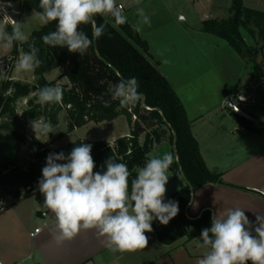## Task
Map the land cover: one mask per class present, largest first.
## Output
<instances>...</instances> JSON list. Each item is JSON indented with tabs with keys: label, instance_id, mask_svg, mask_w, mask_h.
<instances>
[{
	"label": "trees",
	"instance_id": "16d2710c",
	"mask_svg": "<svg viewBox=\"0 0 264 264\" xmlns=\"http://www.w3.org/2000/svg\"><path fill=\"white\" fill-rule=\"evenodd\" d=\"M1 1L17 2L26 11H42L39 0ZM229 13L227 18L205 19L202 31L225 40L247 60H253L256 53L253 51L254 47L259 51L264 47V11L247 7L242 0H233ZM104 19L97 16V24L103 23ZM55 28V22L44 24L32 32L27 42L21 44L23 53L30 50V45L39 49L37 55L41 65L34 71L36 83L31 85L13 79L0 82V118L16 119L18 100L35 93L36 98L30 99L29 107L24 110V114L31 120L43 119L54 127L65 112L68 131H73L90 122L100 123L125 116L131 132L129 136L117 138L113 144L106 140L78 139L65 147L49 148L34 136L27 137L14 131L15 138L26 145L31 155L28 161L21 164L0 165V210L5 196L17 199L28 188H39L42 168L46 166V157L51 153L63 152L67 156L73 147L90 144L96 165L94 171H106L105 161L111 156L115 162L127 165L131 181L135 178L137 169L145 164L151 149L150 140L159 144L168 133L179 157L178 162H174L170 168L177 174L182 173L187 185L165 198V202H178V214L167 225L154 220L152 227L164 245H173L182 238L191 240L201 235L204 228L211 226V212L205 210L200 217L191 219L187 216L186 209L193 193L207 183L222 182L221 174L212 172L207 167L198 141L192 133V122L184 104L161 72L159 61L150 54L147 40L134 30L128 19L124 25H115L114 20L108 18L104 33L92 40L84 55H79L70 53L66 47H52L43 42L42 37ZM80 30L92 38L91 25H81ZM243 31L254 39L255 45L247 43ZM17 56L18 49L15 50V57ZM54 67H59L61 74L57 81H49L45 74ZM253 74L264 76V62L254 63ZM131 77L138 81V91L140 95H144V99L141 98L134 107H121L119 100L111 98L110 87L121 78L127 80ZM44 86H60L63 89L62 102L41 104L37 93ZM236 91L237 89L234 94ZM105 101L109 102L107 107ZM241 121L247 126L252 125L244 118ZM143 134L146 136L144 143L141 142ZM64 162L66 161H60Z\"/></svg>",
	"mask_w": 264,
	"mask_h": 264
},
{
	"label": "clouds",
	"instance_id": "9594fccd",
	"mask_svg": "<svg viewBox=\"0 0 264 264\" xmlns=\"http://www.w3.org/2000/svg\"><path fill=\"white\" fill-rule=\"evenodd\" d=\"M39 8L42 11L35 15L43 23H56L55 30L42 37L43 42L52 47H66L70 53L79 55H84L92 40L104 33L108 18L115 25L127 23L124 5L117 0H39ZM136 14L139 19L133 27L139 32L151 21L143 8H137ZM97 16L105 18L104 22L98 25ZM23 23L14 21L10 33L0 26V46L8 49L14 42H27L29 37L23 31ZM81 25H91L92 38L80 30ZM38 52V48L30 45V50L16 61L15 70L34 72L41 65ZM3 71L0 67V72ZM138 88L135 77L121 78L110 87L111 98L119 100L121 107H134L141 100ZM37 96L41 104H59L63 89L44 86ZM108 104L105 101L106 107ZM30 123L36 135L48 137L53 132L50 122L35 119ZM91 151L92 145L79 144L67 156L60 152L46 157L38 187L44 207L56 220L54 239L62 243L72 240L81 230H95L113 252L146 248L145 233L153 231L152 222L158 220L167 225L179 212L178 202H165L168 172L179 157L171 152L162 156L149 153L144 166L129 181L131 173L127 165L115 162L111 156L105 161L106 171H94ZM199 239L202 243L198 246L207 251L197 264H264V215L257 214L253 224L243 208H228L212 215L211 226L201 231Z\"/></svg>",
	"mask_w": 264,
	"mask_h": 264
},
{
	"label": "crops",
	"instance_id": "0c3cea01",
	"mask_svg": "<svg viewBox=\"0 0 264 264\" xmlns=\"http://www.w3.org/2000/svg\"><path fill=\"white\" fill-rule=\"evenodd\" d=\"M205 1L210 8L215 6L219 9L222 7L219 0ZM232 1L224 0L223 5L230 9ZM242 1L247 7L264 11V0ZM127 19L133 26L130 19ZM171 23H165L163 27L155 29L154 32L163 31L166 33L164 31L168 29L170 32L171 26L177 31L183 30V28H179L180 20H174ZM183 31L185 32V30ZM138 33L147 40L150 54L159 59L161 72L167 77L183 102L188 118L192 122V133L198 141L201 155L207 167L212 172L221 174L222 182L207 183L193 193L186 209L187 216L195 219L200 217L205 210H209L213 215L218 212L222 213L228 208L240 207L244 209L245 215L254 224L257 214L264 215V126L258 127L251 121L252 125L247 126L241 121L242 117L226 107L225 103L231 96H234L237 104L239 95L249 97L251 100L256 92L255 89L258 90L264 84V76L261 77V80H257L259 75L252 73L243 82L244 86L239 84L229 86L219 76L217 69L210 67L208 72H211V75L207 76L206 70L204 79L201 78L203 74H200L203 71L182 78L179 72L163 63L166 60L163 51L156 48L154 51L148 38H145L140 31ZM245 34L247 32L243 31V35ZM190 37L192 38V36ZM173 42H170L171 46L178 48ZM262 51H264V47ZM212 85L216 88L214 95L211 90ZM187 86L192 89H185ZM243 88L252 89V92L245 95L242 91ZM236 89L237 93L234 94ZM256 93L258 96L262 94L261 109L258 116H253L264 120V90H258ZM251 101V104L255 103L254 99ZM21 116L16 119H0V136L7 135L10 143L17 145L20 151V157L7 158L6 161L0 159V165L5 163L21 164L26 159L28 153L26 145L19 142L13 134L18 130L10 129L8 126L5 132L3 127L10 121L22 119ZM28 117L25 116L24 119H27L31 125ZM125 121L128 126L122 133L113 135L109 139L100 138V140H106L113 144L117 138L129 136L131 126L126 117ZM50 134L51 132L48 137L39 133L36 135L31 126V131L25 135L27 137L34 136L47 144L53 138ZM81 140L95 141L99 139ZM145 140L146 136L143 134L141 142L144 143ZM149 144L151 146L149 153L153 156H162L165 152H171L177 156L175 145L170 141L168 133L163 136L159 144L153 139ZM168 175L170 177L166 185L165 198L187 185V180L182 173L177 174L170 168ZM176 175H179L180 178ZM43 201L42 195H35L33 192H26L17 199H12L10 196L5 197L4 205L0 210V261L5 264H197L198 259L202 258L207 251L198 246L202 243L199 239L200 235L191 240L182 238L173 245H164L159 241L153 227L152 232L145 233L148 236L147 247L135 251H111L106 246L105 238L99 237L95 230H81L72 240L57 243L54 239L56 220L50 210H45ZM36 228H39L40 231L32 236L31 233H34Z\"/></svg>",
	"mask_w": 264,
	"mask_h": 264
},
{
	"label": "rangeland",
	"instance_id": "374dc122",
	"mask_svg": "<svg viewBox=\"0 0 264 264\" xmlns=\"http://www.w3.org/2000/svg\"><path fill=\"white\" fill-rule=\"evenodd\" d=\"M124 5V14L135 25L139 17L136 14L137 8H143L145 13L150 18V25H144L140 33L151 42L152 47L163 51V55L166 60L169 61L166 65H169L173 70L179 72L181 77H190L195 73L203 74L201 78L205 77V71L207 70V76L211 75L208 72L210 67L216 68L217 73L222 77L227 85H243V82L248 79V76L253 73V65L255 62H264V51L257 50L254 59L247 60L244 56L234 50L225 40L211 34L204 33L201 29L202 20L208 18H226L229 16V8H226L224 0H219L221 8L208 7L205 0H117ZM13 12L16 14L17 19H13L12 22L5 21L3 15L0 14V26H3L9 33L12 31L13 22H25L23 23V31L30 37L34 30L40 29L45 23H43L38 15L40 11H26L22 9L17 2H11ZM33 14V15H32ZM32 18L26 22L28 18ZM207 16V18H204ZM180 20L178 30L171 26V21ZM165 23H171V30L154 32L155 29L163 27ZM181 26V27H180ZM11 27V28H10ZM174 31V32H173ZM171 34V36H170ZM185 34V35H184ZM192 36V38L190 37ZM249 45H255L254 39L245 34L244 35ZM171 41H174L175 46L173 48ZM23 42H14L11 48L4 49L0 46V67L4 70L0 72V82L8 79L17 80L23 83L35 84L36 78L34 72H17L15 70V63L22 55L21 44ZM18 49V56L15 57V50ZM257 47H254L255 51ZM153 51V50H152ZM153 51V52H154ZM154 59L159 61L154 55ZM2 62V63H1ZM176 68V69H175ZM61 74L59 67H54L52 70L46 72L45 78L49 81H57ZM214 74V73H212ZM262 76H258L257 80H261ZM257 82V81H256ZM255 84V83H254ZM187 90H191L192 87H185ZM212 94H216V88L212 85ZM264 90V84L261 85L258 90ZM181 91V90H180ZM243 93L248 95L252 92V89H244ZM254 94L255 103L251 104V100L242 104L237 103L241 109L249 114L258 116V112L261 109V96L258 93ZM36 98L35 93H31L27 98H21L16 103V109L18 116L22 115V119L10 121L3 125L5 132L9 126L10 129L18 130L24 134L31 131V125L24 119V110L29 107L28 101ZM4 119V118H0ZM29 121H33L29 119ZM44 122L43 119L40 120ZM127 123L124 116L117 117L113 122L104 121L100 124L91 122L81 127L76 128L73 131H68V122L66 119V113L61 114L60 122L56 128L51 132L50 142L46 145L49 148L65 147L69 143H72L78 139L90 140L100 138H111L113 135H119L127 128ZM10 138L11 135L9 133ZM13 140V139H12ZM96 141V140H95ZM16 142V141H14ZM16 144V143H15ZM20 151L17 145L10 143V139L6 136H0V159L6 161L7 158L20 157ZM31 153L28 151L25 162L30 159ZM27 192H33L35 195H39V188L28 190ZM6 197V196H5ZM5 197L2 200L4 205Z\"/></svg>",
	"mask_w": 264,
	"mask_h": 264
},
{
	"label": "water",
	"instance_id": "95a60500",
	"mask_svg": "<svg viewBox=\"0 0 264 264\" xmlns=\"http://www.w3.org/2000/svg\"><path fill=\"white\" fill-rule=\"evenodd\" d=\"M6 9L7 11L10 13V15L12 16L13 19H17V16L16 14L13 12V8H12V5L10 3H7L6 4ZM257 50H255L256 52ZM141 98L144 99V95L141 94ZM225 106L230 108L236 115L242 117V118H245L251 122H253L254 124H256L258 127H262L264 126V120L263 119H260V118H257L249 113H247L246 111H244L243 109H241L235 102L234 100V96H231L225 103ZM235 109H238L235 110ZM188 207V206H187Z\"/></svg>",
	"mask_w": 264,
	"mask_h": 264
},
{
	"label": "built area",
	"instance_id": "2783aa9c",
	"mask_svg": "<svg viewBox=\"0 0 264 264\" xmlns=\"http://www.w3.org/2000/svg\"><path fill=\"white\" fill-rule=\"evenodd\" d=\"M7 3H10L11 4V2H6V1H1L0 0V14L1 15H3V18H4V20L5 21H7V20H9V21H11L12 22V20H13V18H12V16L10 15V13L7 11V9H6V4ZM12 5V4H11ZM6 14V15H5ZM2 63V62H1ZM241 97H243V99H241ZM249 97H246V96H242V95H239V96H237V100L239 101V102H246V101H249ZM28 190H30V188H28ZM40 231V229L39 228H36L35 230H34V233H31V235L32 236H34L35 235V233H38ZM0 264H5L4 262H2V261H0Z\"/></svg>",
	"mask_w": 264,
	"mask_h": 264
}]
</instances>
